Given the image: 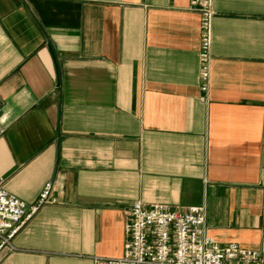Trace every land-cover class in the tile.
<instances>
[{
	"label": "crops",
	"instance_id": "1",
	"mask_svg": "<svg viewBox=\"0 0 264 264\" xmlns=\"http://www.w3.org/2000/svg\"><path fill=\"white\" fill-rule=\"evenodd\" d=\"M0 0V187L40 206L0 264L122 256L134 202L204 205L264 256V0Z\"/></svg>",
	"mask_w": 264,
	"mask_h": 264
},
{
	"label": "built area",
	"instance_id": "2",
	"mask_svg": "<svg viewBox=\"0 0 264 264\" xmlns=\"http://www.w3.org/2000/svg\"><path fill=\"white\" fill-rule=\"evenodd\" d=\"M213 0H189V8L200 15L199 89L200 100L207 102L211 77V26ZM3 130H0V136ZM53 202L50 186L38 200L27 205L0 187V255L14 251L13 239L38 211ZM123 254L116 259L92 257V264H264V256L236 243L221 245L205 228L204 205L169 206L164 203L134 202L124 212Z\"/></svg>",
	"mask_w": 264,
	"mask_h": 264
}]
</instances>
